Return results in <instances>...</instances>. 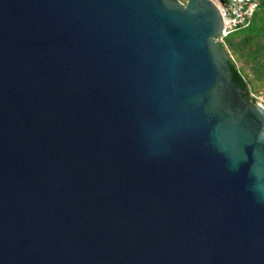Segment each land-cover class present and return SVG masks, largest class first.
Masks as SVG:
<instances>
[{"label": "water", "instance_id": "1", "mask_svg": "<svg viewBox=\"0 0 264 264\" xmlns=\"http://www.w3.org/2000/svg\"><path fill=\"white\" fill-rule=\"evenodd\" d=\"M221 34L211 0H0V264H264Z\"/></svg>", "mask_w": 264, "mask_h": 264}, {"label": "trees", "instance_id": "2", "mask_svg": "<svg viewBox=\"0 0 264 264\" xmlns=\"http://www.w3.org/2000/svg\"><path fill=\"white\" fill-rule=\"evenodd\" d=\"M217 41L226 53L231 79L242 96L264 105V0H258L250 16Z\"/></svg>", "mask_w": 264, "mask_h": 264}, {"label": "built area", "instance_id": "3", "mask_svg": "<svg viewBox=\"0 0 264 264\" xmlns=\"http://www.w3.org/2000/svg\"><path fill=\"white\" fill-rule=\"evenodd\" d=\"M211 1L217 5L222 17L221 36L249 17L258 4V0H225L223 4L219 0Z\"/></svg>", "mask_w": 264, "mask_h": 264}, {"label": "rangeland", "instance_id": "4", "mask_svg": "<svg viewBox=\"0 0 264 264\" xmlns=\"http://www.w3.org/2000/svg\"><path fill=\"white\" fill-rule=\"evenodd\" d=\"M259 103V102H258ZM260 105H262L264 107V105L262 103H260Z\"/></svg>", "mask_w": 264, "mask_h": 264}]
</instances>
